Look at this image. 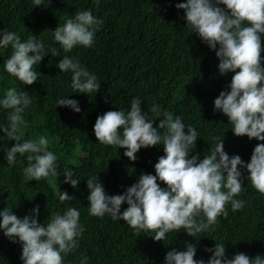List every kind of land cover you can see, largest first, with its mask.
Returning a JSON list of instances; mask_svg holds the SVG:
<instances>
[{"label": "trees", "instance_id": "1", "mask_svg": "<svg viewBox=\"0 0 264 264\" xmlns=\"http://www.w3.org/2000/svg\"><path fill=\"white\" fill-rule=\"evenodd\" d=\"M183 2L186 0H45L35 6L34 0H0V30L16 32L22 42L35 35L46 53L41 63L33 66L38 80L24 85L5 70L11 46L0 48V99L11 87L26 92L32 103L22 113L27 123L22 141L43 136L49 140L47 150L57 156L56 175L27 181L23 170L29 163L28 154L18 155L14 164H8L7 150L16 141L0 129V210L7 208L23 218L39 205L38 220L46 225L52 213L76 208L84 232L77 238L78 248L63 257V264H80L84 257L86 264H164L166 253L174 247L185 250L186 241L196 246L194 259H203L205 264L212 255L205 249L214 248L215 243L225 244L229 258L237 252L264 258V195L251 185L246 168H241L242 192L235 197L245 201L244 207L234 212L227 204L228 215L218 217L214 231L195 237L180 229L167 233L164 241H155L151 231L137 232L121 219L108 214L95 217L88 211L89 177L97 174L109 195L122 194L141 173L155 175L154 165L164 155L160 144L141 148L137 159L131 161L124 155L125 148L97 141L93 131L97 116L109 110L129 111L133 97L141 100L143 111L155 104L162 112L180 116L185 132L187 126L195 128L199 137L192 154L200 153L201 158L223 140L229 156L239 155L247 163L256 144L264 143L236 136L228 117L214 111L215 98L222 90H230L234 73H219L215 50L191 32L184 10L176 8ZM84 10L103 24L91 47L77 45L66 53L55 41L54 30ZM64 56L78 60L97 76L100 88L96 93L73 92L71 71L60 72L57 67ZM62 98L77 100L81 111L57 106ZM9 111L0 106V126L7 124ZM162 118H156L154 126ZM65 168L79 180L76 188L65 183ZM59 190L73 198L61 202ZM127 207L123 203L121 211ZM21 253L18 239L13 243L0 229V264H23Z\"/></svg>", "mask_w": 264, "mask_h": 264}, {"label": "clouds", "instance_id": "2", "mask_svg": "<svg viewBox=\"0 0 264 264\" xmlns=\"http://www.w3.org/2000/svg\"><path fill=\"white\" fill-rule=\"evenodd\" d=\"M43 3L45 0H34L35 6ZM175 6L184 10L186 26L191 32L215 50L219 73H234L228 85L230 90H222L215 98L214 111L228 117L236 136L264 141V57L261 56L264 0H186ZM102 24L103 20L91 11H79L74 18L59 24L54 30V39L66 53L77 45L91 47ZM9 46L12 53L5 62V70L24 85H32L39 75L33 66L39 65L46 56L44 44L35 35L22 42L16 32L4 28L0 30V48ZM52 55H57L54 50ZM57 67L60 72L71 71L73 92L90 94L99 90L97 76L78 60L64 56ZM31 103L26 92L8 88L0 99V106L11 111L7 124L0 129L16 141L7 150V163L14 164L18 155L28 154L29 163L23 170L25 179L39 181L57 174V156L47 150L49 140L43 136L22 141L23 129L27 127L22 113ZM57 106L81 111L74 99H59ZM158 117L163 118L154 126ZM185 127L180 116L162 112L158 105L143 111L141 100L136 97L132 98L127 112L118 109L98 115L93 131L100 143L125 148L124 155L131 161L137 159L136 153L141 148L160 144L164 155L154 165L155 175L141 173L122 194L109 195L97 174L89 177V214L95 217L108 214L137 232L151 231L155 241H164L166 234L173 230L183 229L191 237L210 229L214 231L212 226L219 223L218 217H227L229 203L234 212L242 209L245 201L235 198L244 184L241 168L247 169V179L264 195V143L256 144L247 163L239 155L229 156L223 140L210 155L201 158L200 153L192 154L198 132L191 126L185 132ZM63 174L65 183L73 188L78 186L79 180L73 178L71 169L65 168ZM158 180L166 187H161ZM72 198L67 191L59 190L61 202ZM125 202L128 207L121 211ZM38 215L39 205L23 218L4 208L0 210V229L13 243L17 239L21 243L23 264H63V257L78 248L77 238L84 232L79 223L80 212L71 207L63 214L54 212L46 225L38 220ZM196 251L195 244L186 241L185 250L174 247L166 253L164 264H205L203 259H194ZM205 251L212 253L207 264H264L261 255L250 257L244 252L229 258L224 243H215L214 248ZM86 261L84 257L80 264Z\"/></svg>", "mask_w": 264, "mask_h": 264}]
</instances>
